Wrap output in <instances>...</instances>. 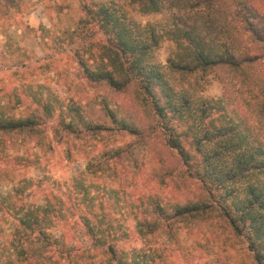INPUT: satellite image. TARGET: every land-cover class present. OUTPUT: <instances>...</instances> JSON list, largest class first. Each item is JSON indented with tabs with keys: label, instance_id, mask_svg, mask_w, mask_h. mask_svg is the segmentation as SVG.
<instances>
[{
	"label": "trees",
	"instance_id": "trees-1",
	"mask_svg": "<svg viewBox=\"0 0 264 264\" xmlns=\"http://www.w3.org/2000/svg\"><path fill=\"white\" fill-rule=\"evenodd\" d=\"M15 1L0 0V9ZM129 3L140 13L174 10L171 22L164 29L149 25L136 33L109 5L101 4L94 10L84 3L79 24H98L105 39L95 44L89 57H78L76 61L80 77L89 84L105 85L120 93L133 88L135 105L155 125L145 130L122 108L108 107L105 116L110 125L96 124L83 115L78 103L71 101L58 113L40 100L25 116L0 111V161L5 159L4 166H0V180L11 181L15 164L9 163L18 158L6 160L2 146L7 140L23 136L37 141L41 126L52 120H56L54 136L58 141L64 135L80 139L123 133L145 144L161 136L163 146L175 150L181 161V181L196 180L203 193L181 201L175 192L179 185H172V191L164 197L141 193L131 200L123 196L122 185L118 191L131 206L136 221L130 232L133 228L140 237L143 229L152 234L164 228L169 234L173 227L215 222L231 236L242 235L254 264H264V72L257 69L264 61V26L259 11L253 0H235V6L226 0ZM163 39L173 41L176 47L168 59L169 73L160 70L153 60L154 50ZM88 60L96 64L89 66ZM170 73L197 80L214 74L223 84L222 96L206 100L209 106L201 109L206 124H197L192 99L173 88ZM135 148L133 142L106 148L98 154L97 162L88 161L87 170L104 173L118 166L120 173L126 174L129 167L137 166ZM158 162L159 173H175L162 159ZM158 177L163 179L161 174ZM19 181L13 194L0 197V211L6 208L15 220L0 242L4 257L0 264H73V248L66 244L63 234L55 235L50 230L56 222L66 220L59 195L52 196L54 202L46 196L37 205H27L24 194L34 185L33 180ZM1 214L3 217L6 213ZM85 219V232L93 241L90 246L105 256V264H158L154 255L149 257L142 246L132 244L133 234L121 231L127 241L108 243L93 221L88 216ZM84 256L91 261V255ZM75 263L79 264L78 260Z\"/></svg>",
	"mask_w": 264,
	"mask_h": 264
},
{
	"label": "rangeland",
	"instance_id": "rangeland-1",
	"mask_svg": "<svg viewBox=\"0 0 264 264\" xmlns=\"http://www.w3.org/2000/svg\"><path fill=\"white\" fill-rule=\"evenodd\" d=\"M226 1L235 6V0ZM84 3L94 10L101 4L109 5L134 27L136 33L149 25L164 29L174 12L165 9L140 13L129 0H17L10 6L4 4L6 6L0 9V111L6 115L25 116L40 100L58 113L62 108L66 109L68 103L76 102L83 115L93 123L109 126L105 116L107 107L122 108L146 130L155 122L146 118L135 105L133 88L124 93L113 92L105 85H92L80 77L81 68L76 58L89 57L95 44L105 39L98 24H79ZM253 3L264 26V0H253ZM175 48L173 41L163 39L154 50L153 60L160 70L169 73L168 59ZM263 63L257 67L260 73L264 72ZM87 64L94 66L96 62L88 60ZM169 75L170 83L179 95L192 99L197 124H206L207 119H201V109L209 106L205 104L206 100L219 98L224 91L217 76L210 74L204 80H197L196 77ZM232 88L236 89L235 86ZM55 124L56 120H52L41 126V137L37 141L18 136L2 146L8 156L6 160L18 158L9 163L15 164V174L10 172L11 181L0 180V197L13 194L16 184H20L19 178L33 180L34 185L24 194L27 205H37L46 196L54 202L52 196L59 195L66 220L56 222L50 230L55 235L63 234L66 244L73 248V264L76 260L79 264H105V256L98 248L90 246L93 241L85 232L86 216L108 243L127 241L121 231L133 234L132 244L142 246L149 257L154 255L158 264H254L246 239L242 235H229L227 229L215 222L173 227L169 234L164 228L152 234L143 229L140 237L133 228L130 232L136 221L134 211L118 191L122 185L125 187L121 189L125 192L123 196L131 200L141 193L164 197L170 194L172 185H179V193L175 192L181 201L186 196L198 197L202 192L196 180L184 178L181 181V161L175 150L163 146L161 136L148 139L145 144L123 133L80 139L64 135L62 141H58L54 136ZM128 142L136 144L133 155L136 167H129L126 174H121L120 167L113 168L112 165L113 169L104 173L88 172V161L97 162L102 150L115 145L121 147ZM160 159L174 170L172 176L159 173ZM3 161L5 159L0 161V166H4ZM159 174L163 179H159ZM1 210L0 213L6 214L0 215V242L5 240L15 222L6 208ZM86 253L91 255V261L85 258ZM3 258L0 247V261Z\"/></svg>",
	"mask_w": 264,
	"mask_h": 264
}]
</instances>
